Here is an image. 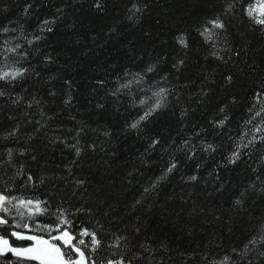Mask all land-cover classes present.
Returning <instances> with one entry per match:
<instances>
[{
	"label": "snow or ice",
	"instance_id": "obj_1",
	"mask_svg": "<svg viewBox=\"0 0 264 264\" xmlns=\"http://www.w3.org/2000/svg\"><path fill=\"white\" fill-rule=\"evenodd\" d=\"M35 3L41 0L26 3L21 18L0 24V264H264V210H251L264 204V80L252 92L235 130L229 128L231 108L237 104L230 93L232 74L223 76L231 98L225 96L215 106L211 73L203 74L194 93L188 83H180L190 54L200 48L205 49V61L223 65L248 55V49L233 47L230 29L239 19L264 38V0H204L212 7L190 29H177L148 59L146 52L132 56V66L111 81L96 78L93 92L103 90L117 112V105L125 104L127 115L116 132L91 115L81 117L74 81L56 66L59 56L42 47L65 9L57 7L52 18L26 28ZM92 7L103 11L101 0H94ZM150 8V0H127L123 20L102 38L111 40L120 35L118 29L139 26ZM90 40L99 43L96 36ZM41 86L46 98L39 94ZM193 99L202 112L199 117ZM87 104L99 110L97 115L106 110L102 99L90 97ZM71 111L76 112L70 116L72 127H62L61 113ZM164 116L175 118L167 135L152 128ZM225 134L231 142L226 154L217 142ZM130 135L143 141L136 162L119 181L113 182L112 175L106 181L104 173L117 156L112 140ZM56 150H67L72 158L57 163ZM97 151L105 160L93 171L87 161ZM241 164L247 182L233 187L221 173ZM177 176L184 191L166 195L165 201H179V209L187 211L184 227L219 222L225 214L220 198L226 197L228 212L250 217L243 221L246 235L239 245L225 249L210 239L181 252L152 226L159 198ZM200 196L208 200L201 203ZM179 209L174 212L178 221L183 220ZM162 222L170 223L171 217Z\"/></svg>",
	"mask_w": 264,
	"mask_h": 264
},
{
	"label": "trees",
	"instance_id": "obj_2",
	"mask_svg": "<svg viewBox=\"0 0 264 264\" xmlns=\"http://www.w3.org/2000/svg\"><path fill=\"white\" fill-rule=\"evenodd\" d=\"M32 2L33 0H0V24L6 25L9 21L21 18L25 4ZM101 2L103 4L102 12L92 7L94 0H71L70 6L68 0H63V2L61 0H41V3L34 4V11L30 10L25 27L34 29L41 19L52 18L57 7L65 9L62 19L57 21L54 26V31L46 34L47 39L42 42V47L59 56L56 66L61 68L62 74L64 70H67L66 78L74 81L73 88L75 91L73 95L78 97L76 106L80 109L81 117L87 118L91 115L92 120L106 124L116 132L123 126V117L127 115L125 104L117 105L119 109L117 112L108 98L103 95V90L93 92L95 79L104 78L111 81L114 74H120L125 66H132L130 58L137 53L141 56H144L145 52L148 53V56H145V59H148L152 55L153 49L159 46L161 41H169L177 29H190L198 18H202L203 11L212 5L205 4L204 0H150L151 8L142 18L139 26H125L122 31L118 29L120 35L106 41L102 37L108 33L110 27L115 22L123 20L124 6L127 0H101ZM233 23L235 28L230 29L233 47L237 49L246 48L249 50V54H242L239 63H235L237 58L233 57V61L223 65L211 60L205 61L203 59L206 55L205 49L200 48L199 51L190 54L191 63L187 70H183L180 83H188L191 92L194 93L200 87L203 74L211 73L214 77V83L210 84L209 88L214 89L212 106H215L220 104L225 96L231 98L229 93L225 92L223 76L232 74L234 86L230 87V93L236 95L237 104L231 108L233 122L229 128L235 130L251 100L252 92L257 88L258 83L264 80V38L259 33H253L246 21L241 22L238 19ZM149 35L151 39H149ZM92 36L97 37L98 44L91 43L90 38ZM249 65H254L256 70L252 71ZM39 94L46 98L43 86L40 87ZM90 97L104 100L106 110L103 115H97L96 112L99 110L94 111L93 106L87 104ZM93 103H95V99ZM182 104L187 106L188 101L183 100ZM192 107L196 108L194 99ZM128 111L134 110L128 109ZM204 112H207V108L204 109ZM71 115H76V112L61 113L60 124L62 127H72ZM201 115V110L196 108L195 116ZM174 127L175 118L168 116L161 117L158 122L152 125L155 131L164 132L165 135ZM155 131L152 133L153 135H155ZM227 131L226 129V134ZM172 134L175 135V132ZM226 134L223 139L217 141L222 144L225 154L231 143L226 141ZM233 135H235L234 131ZM111 143L112 149L117 152V156L111 158L112 168L104 173V179L107 181V177L112 175L113 182H116L120 180L126 168L131 163L136 162L135 153L142 150L143 141L138 140L134 135H130L128 138L119 136ZM62 158L67 160L72 157L67 150L63 153L56 150L55 162H61ZM216 158L217 160L221 159L220 155H217ZM155 159L159 161L158 153L155 154ZM103 160H105L104 154L97 151L93 153L92 159L88 160L87 164L92 165L93 171H96V165ZM221 175L226 176L228 180L233 182V187H236L241 181L247 182L248 173L245 172L244 165L241 164L234 170L230 168L228 171L222 172ZM205 178L207 179L206 173ZM208 190L211 191V188ZM183 191L179 176H177L159 198L156 214L150 217L152 226L160 230L171 247L183 252L188 248H199L202 244L207 245L210 239H214L216 244L227 249L239 245L244 240L246 232L243 230V221L250 219V217H244L243 213L236 215L234 212H228V206L224 202L226 197L220 198V207L225 210V214L221 215L219 222L212 221L203 225L187 224V227H184L185 222L189 219L187 211L179 209V201H165L166 195L173 192L182 193ZM115 192L118 196L124 195L119 188L115 189ZM131 198L132 196L129 194L128 199ZM207 200V197L200 196L199 202L203 203ZM174 204L176 208H173ZM209 204L211 206L210 201ZM177 209L181 211L183 220L178 221L174 215ZM251 210L253 212L264 210V204L254 206ZM168 217H171L170 223L162 222ZM182 227L183 231L181 230ZM213 234L215 235L213 236Z\"/></svg>",
	"mask_w": 264,
	"mask_h": 264
}]
</instances>
